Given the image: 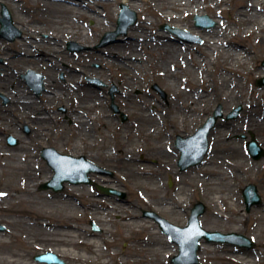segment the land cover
Segmentation results:
<instances>
[{
  "label": "rangeland",
  "instance_id": "obj_1",
  "mask_svg": "<svg viewBox=\"0 0 264 264\" xmlns=\"http://www.w3.org/2000/svg\"><path fill=\"white\" fill-rule=\"evenodd\" d=\"M208 1L206 0L202 4L203 8H199V14L210 17L216 22L215 26L217 22L229 23L231 17L233 18L230 8L243 5L241 0H225L227 3L215 10L214 6ZM100 2L104 3L105 1L100 0ZM54 4L60 3L54 0H0V17L2 9L6 8L12 18L13 26L21 33V37L16 38L13 42H7L0 33V60L2 61L0 63V94H3L5 88L9 92L7 97L24 100L32 115L42 113L43 132L45 134V138L43 140L41 138V141H23L24 139L22 140L19 136L20 145L10 148L6 144V135L12 131L6 128L4 121H0V225L5 227L4 231H0V244L12 245V248L7 249L4 253L0 252V264H21L19 262L9 263L7 253L23 256L30 264H45L34 260L36 255L45 252L56 254L66 264H74L69 252L64 251V249L71 248V246H64L58 239L56 232L51 229V225L63 224L65 221H69L78 227L79 230L75 234L80 241H90L94 245H98L100 249L98 256H92L84 243H75L73 249L81 255V261L77 264H98L100 262L138 264L139 262H152L155 260H163L167 264H172L171 258L179 252L178 245L160 230L154 220L144 216L143 212H154L169 223L182 227L187 224L190 211L193 205L198 202L203 203L206 207L205 213L200 217L203 229L221 233L235 232L254 242L251 249L226 243H210L216 248L218 256L230 255L244 258L247 261H254L256 264H264V229L258 220V216L261 215L259 209L264 204V157L254 160L248 153L247 148V143L250 141V135L252 134L258 145L264 150V123L255 122V118L251 117L253 116L252 113L251 116L249 115L251 106L252 109L262 110L261 104L263 102H260L262 100L257 97L256 93L252 92L253 90L264 91V86L260 87L256 84V80L264 77V75L259 78L255 76L256 70L264 69V58L260 55V51L253 50V53L248 56L247 63L236 69L237 75L241 76L239 86L243 84L246 90V97L238 100L237 91L239 92V89L237 87L233 91L231 90V94L226 95L225 89L217 87L215 80L218 76L213 78V75L220 73L218 64H220L222 57L221 48L201 45V41L194 42L199 47L196 51H182L184 62L188 65L183 68L182 74H178V81L182 83L184 80H190L192 76L188 73L193 71L192 67L195 59L201 63L200 66L205 65L208 58H213L207 69L200 73L194 71V74L200 78V81L206 75H209L214 83L209 82V86L206 88L204 85L200 86L199 81V97L197 99H193L185 93L176 97L173 91L178 88L177 81L172 77L160 74V69L153 62V58L157 56L156 53H153L148 45L145 46L141 41L128 40L133 38L132 32L139 29L137 25L143 18L150 21L151 31L170 32L161 27L164 24L173 27L174 24L172 25L160 19V16L154 11V8H158L156 4L142 2L141 8L144 12H138L131 9L124 0L114 3L112 8L118 9V13L114 14L113 26L102 30L98 39L92 44L71 42L68 39L62 40L61 44L57 42L52 44V41L43 39L45 36L41 35L38 37L40 42H36L37 44L34 45L33 40L26 38L34 37L33 31L50 34L54 30H60L59 27L52 24L53 20L46 17L41 18L44 24H35L36 16L33 15V12L38 13L44 6ZM121 4L126 5L136 13L137 21L127 30L126 34H120L117 41L101 46L105 34L117 29L116 21L121 11ZM96 10L100 12L97 16L91 13V16L82 20L81 25L77 24L76 21L72 24L96 30L97 28H94V26L97 20H105L101 14L105 13L104 10L100 6L96 7ZM220 10H222V16L219 14ZM194 15H189L183 22L178 23L177 27L188 31L201 40V36L199 37L195 31H208L209 29L195 27ZM233 26L230 25V27ZM22 37L26 40H21ZM175 37L177 36L175 35ZM123 40L126 41L123 42ZM234 41L239 40L235 38ZM250 42H252V39H250ZM186 43L184 45L187 46ZM69 44H75L79 50L69 51ZM114 45H122L124 49L130 46L137 48L138 56L141 58L136 60L137 66H118L111 62L106 57V50ZM149 46L151 45L149 44ZM212 47L214 52L210 50ZM47 58L50 61L45 60ZM72 67H79L83 70L84 75L71 74L70 69ZM20 69L22 72L15 76L14 73ZM29 70L42 75L43 90L45 89L48 93L47 95L42 94L38 100L29 96L32 91L26 81L21 78ZM87 72L89 74H85ZM52 74L55 75L56 84L53 87H48L45 79L51 77ZM233 77H235V74ZM13 79H16V81H13ZM233 79L237 80L236 78ZM6 81L9 83L6 84ZM67 81H73L83 89L87 88L95 91L101 101L99 107L86 114L87 119L91 120L93 118V120L85 126H78L75 122V114L76 109L82 110L84 113L83 108L87 101L76 98L75 91L66 88L65 82ZM95 82L98 83L95 84ZM99 83L101 85H98ZM155 85L160 92L165 94V98L153 87ZM183 87H185L184 91L188 88L185 84H183ZM171 88L172 90H170ZM212 90L214 92H211ZM32 102L35 104L32 105L33 108H31ZM112 102L118 108V113L112 110ZM187 102H195L197 109H194L193 113L185 115L182 131L177 128L178 130L167 140H163L176 153L175 157L161 158L160 155L153 153V142L149 138L129 136L123 140L126 147L124 149H128L134 156V160L125 162L123 157L126 152L121 150L120 143L114 136L105 133L107 119L117 120L121 125L133 126L136 118L144 113L154 115L155 118L161 121V127L168 128L170 123L167 114L171 106ZM218 105L222 106L224 117L218 120L215 128L210 132L209 145L212 134L215 132L217 135L226 133L229 125L238 120L243 122L248 120L252 128L231 134L230 145L241 149L247 161L244 166L250 167V170L244 174L226 169V174L231 173L233 176L239 177L231 187L210 183L203 174V161L205 159L215 161L216 156L213 153L211 156L208 154L210 150H214L215 146L211 148L209 146L206 156L199 165L185 171H180L177 166L180 153L174 145L176 136L187 137L193 134L213 114ZM78 106L81 108H77ZM238 107H241L238 118L227 120L226 116ZM8 110H10V107L2 106L0 102L2 119L8 118L12 124L18 126L30 124L27 119L20 117L15 111H12L13 115L6 113ZM123 115L126 118L125 120H123ZM48 140L59 141L58 144H55L57 152L72 154L75 157L84 156L111 172L112 176L92 174L91 177L96 184L124 193L125 198L121 199L115 195L105 196L97 191L94 186L83 184H65L63 191L60 193L41 190L39 187L44 183L43 180L48 177H50V180L53 172L46 162L40 159L36 144ZM107 146L112 147L110 157L107 154ZM224 158L227 165H234L241 161L235 159V156H232L231 160L226 156ZM136 170L149 171V174H137ZM31 181H37L32 187L35 198L33 200L27 199L21 207V203H16L18 193L28 188ZM170 181L172 182L171 186H169ZM248 184L256 185L261 197V204L246 212L242 191ZM149 187L158 190L159 194L155 195L144 191ZM228 191L231 192V198L230 196L227 197ZM180 195L183 197V204L180 207H174ZM215 196H221L224 208L228 206V203L234 202V207L239 211V216L234 210L225 208L223 219L213 217L214 207L219 204ZM17 208H25L31 212L44 214L45 220H38L40 216L37 214L16 211ZM104 208L106 210H102ZM111 209L114 210V213L110 211ZM103 212L107 222L103 216L100 218L98 215V213ZM133 213L140 221L150 225L152 230L134 235L131 229L124 227L121 224L123 215ZM92 224L100 230L94 231ZM130 234L132 238H126ZM152 235H156L165 242L168 241L172 250L163 249L160 251L157 249L155 251L150 247L143 248L142 243L150 240ZM206 243L204 240L200 241L197 264H210L209 261L205 262L202 254V246ZM237 250L238 252L235 253ZM113 252L117 253L114 259L111 256ZM167 254H169L168 258H166ZM220 262L222 264L234 263L232 260L226 259H222L218 264Z\"/></svg>",
  "mask_w": 264,
  "mask_h": 264
},
{
  "label": "bare ground",
  "instance_id": "obj_2",
  "mask_svg": "<svg viewBox=\"0 0 264 264\" xmlns=\"http://www.w3.org/2000/svg\"><path fill=\"white\" fill-rule=\"evenodd\" d=\"M54 1L60 4L44 6L38 13L35 11L33 12L32 10L31 12H33V15L35 14L36 16L35 24H44V21H42L41 18L46 17L53 20L54 22L52 24L59 27L60 30H54L50 34L33 31L34 37L26 38L33 40L35 42L34 45L37 44L36 42H40V39L38 37L41 35L45 36L43 39L52 41V44H54L53 42L61 44L62 40L65 39H68L71 42L75 41L78 43L92 44L98 39L99 33L102 30L113 26L114 14L118 13V9H113L112 7L114 6V3H118L119 0H103L105 1L104 3L100 2V0ZM205 1L206 0H124V2L128 3L127 5L131 9L138 12H144V10H142L141 8L142 2L147 4L152 3V5L156 4L158 8H154V11L160 16V19L162 21L171 23L172 25L174 24L173 28H179L177 27V24L183 22L191 14L200 15L199 8H203L202 4H204ZM241 2L243 3V5L239 7L236 6L235 8H230L231 12L233 13V18L231 17V21L229 23L226 24L224 22H217V25L209 29L208 31L196 30L195 33L199 35V37L201 36V40L200 38L193 36L192 39L189 42L186 41V43L185 41L175 37V35L171 32H153L150 30V21L145 18H143V20L140 21V23L137 25L139 29H135L132 32L133 38L128 40L137 42L141 41L145 44V46L148 45V48L151 49L153 53H156L157 56L153 58V62L154 65L160 69V74H162L163 76L172 77L175 81H177L178 88L173 91L176 97H179L183 93H185L193 99H197L199 97L198 88L200 86L204 85V87L208 88L209 82L214 83V81L210 79L209 75H206V77L200 81V78L196 77L194 74V71L196 73H200L203 72L204 69H207L208 65L212 63L213 58H208V61L205 63V65L200 66L199 64L201 63L197 61V59H195L192 67L193 71L188 73L192 77L190 78V80H184L181 83V81H178V74H182L183 68L188 65L184 62L185 60L182 51H196L199 47L198 45H196L197 43H194L195 41H201V45L220 47V50L222 52L221 62L220 64H218V66L220 67V73L218 75H213V78L214 76L216 78L218 76V78L215 80V82L217 83V87L220 89H225L226 95L231 94L233 89H236L237 87L239 89V92L237 91L238 100L244 99L246 97V90L243 84L239 86V79H241V76L237 75L236 69L239 66H244L247 63L248 56L253 53V50L255 49L259 50L260 55L262 56V58H264V0H241ZM208 3L213 5V8L217 10L218 7L223 6L227 2L225 0H209ZM98 6H100L104 10L105 13L101 14L104 16L105 20H97V23L94 26V28H97L96 30H90L84 26L80 27L79 25L72 24V22L75 23L76 21L77 24L81 25L82 20L87 19L89 16H91V13H93L92 15L97 16V14L100 13L98 10H96V7ZM219 14L220 16H222V10L219 11ZM230 25H234V28L230 27ZM26 38L22 37L21 40H26ZM235 38H237L239 41H234ZM250 39H252V42L249 43ZM125 41L126 40H123V42ZM185 43L188 45H184ZM149 44L151 46H149ZM213 47L210 50L214 52ZM134 48V46H130L124 49L122 45H114L106 50V57L118 66L122 65L126 67H134L137 66L136 60L141 59L139 58L137 53L138 49ZM28 57L30 56L28 55ZM45 60L50 61L48 58ZM159 62L162 63L159 64ZM21 72L22 70L20 69L19 71L14 73V75L17 76V74ZM70 72L71 74L73 73L77 75H84L83 70L79 67H72L70 69ZM255 73L256 78H259L260 76L264 75V69H258ZM85 74H89V72ZM234 74L235 77H233ZM233 78H236L237 80H234ZM45 80H47L48 87H53L56 84V78L54 74H52L51 77ZM13 81H16V79H13ZM199 81L201 83L200 86L198 84ZM8 83L9 82L6 81V84ZM183 84L187 85L188 87L186 91H184L185 87H183ZM65 86L70 91H75L77 95L76 98H82L83 100L87 101L85 107L83 108L84 113L82 110L76 109L77 112L75 114V122H77L78 126H85L89 121L93 120V118L91 120L87 119L86 114L101 105L98 94L90 89H83L73 81L65 82ZM170 90H172V88ZM211 92H214V90H212ZM252 92L256 93L257 97L262 100L260 102L263 103L261 104V111L252 109L253 107L251 106V112L249 113V115L252 113L253 116H250L255 118V122L259 121L264 123V91L253 90ZM3 94L9 95L8 90L4 88ZM47 94V92L43 93V95ZM32 104L35 105L33 102ZM77 108L81 107L78 106ZM194 109H197L195 107V102L172 105L170 111L167 114L170 123L168 128L161 127V121L158 118H155L154 115L149 113H144L138 116L134 121L133 126L121 125L117 120L107 119L105 123V133L106 135L114 136L120 143V145L122 146L121 150L123 152H126L123 157V161L125 162H132L134 160V156H132L128 149H124L126 147L124 146L123 140L129 136H144L146 138H149L153 142V153L156 155H160L161 158H168L170 156L175 157L176 153H174L170 149V147L165 144V142H163V140H167L176 130H178L177 128L182 131V125L185 121V115L187 113H193ZM248 129H252L251 124L248 120L246 122L238 120L234 124L229 125L228 131L226 133L217 135V133L215 132L214 134H212V140L209 146L210 148L212 146H215V148L213 151L210 150L208 154L209 156H211L213 153L216 156L215 161L212 159H205L203 161L204 167L202 169L203 174H205L210 183H215L216 185L223 184L224 186L231 187L233 182L238 180L239 177L233 176L231 173L226 174V169H231L235 172H238L239 174H244L250 170L249 166H244V163L247 162L244 158V153L241 151V149L232 147L229 141L231 134L240 133ZM111 152L112 147L107 146V154L109 157L111 156ZM224 156L228 157L229 160L232 159V156H235V159H240L241 161H238L234 165H227ZM135 172L141 175L149 174V171L144 170H136ZM49 178L50 177L46 178L43 181L46 182L49 180ZM37 181H31L28 188L21 190L18 193L19 196L16 203H21V207L23 202H25L27 199L33 200L35 198L32 187L37 183ZM144 191L150 194H159L158 190L153 188L151 189L150 187L144 189ZM228 196H230V198L232 197L230 191L227 192V197ZM215 198H217L219 204L214 207V210L212 212L213 217L223 219L225 217L223 213V210H225V208L234 210L237 216H239V211L235 209L234 202L228 203V206L224 208V204L221 201V196H215ZM182 204L183 197L182 195H180V197L176 200L174 207H180L182 206ZM18 210L20 212L22 211L28 212L30 214H37L40 216L38 220H45L44 214L31 212L29 209L25 208H17L16 211ZM102 210L106 209L104 208ZM259 210L261 212V215L258 216V220L261 222L262 228L264 229V204L260 207ZM110 211L114 213L113 209H111ZM98 215L100 216V218L101 216H103L105 218V221L107 222L104 212L98 213ZM121 224L124 227L131 229L134 235L152 230V227L147 223L140 221L135 213L131 215L124 214ZM36 225L38 226V224ZM51 229L56 232L58 239L64 246H71V248L64 249V251L69 252L70 256H72L73 258L74 264H77L81 261V255L73 249V245L75 243H84L85 247L88 248L92 256L99 255V246L94 245L90 241H80L78 236L75 234L79 230L78 227L73 225L69 221H65L63 224L59 225H51ZM126 238H132V235L130 234ZM142 247H150L155 251L157 249H159L160 251L163 249L168 251L172 250V247L169 245L168 241L165 242L156 235H152V238L150 240L143 242ZM10 248H12V245L4 243L0 244L1 253H4V251ZM155 251H153V253H155ZM236 252H238V250L235 251V253ZM7 254L9 263L19 262L21 264H30V262L28 263L23 256H18V254L16 255L15 253ZM202 254L204 255L205 262L209 261L210 264H218L222 259L232 260L234 262L233 264H256L254 263V261L251 262L247 261L244 258L233 257L230 255L220 257L216 254V248L210 243H206L202 246ZM111 256L114 259L116 258L117 253L113 252ZM168 257L169 254L166 255V258ZM12 258L16 259L12 260ZM98 264H109V262H100ZM123 264L128 263L124 262ZM138 264H167V262L163 260H155L152 262H139ZM220 264L222 263L220 262Z\"/></svg>",
  "mask_w": 264,
  "mask_h": 264
},
{
  "label": "water",
  "instance_id": "obj_3",
  "mask_svg": "<svg viewBox=\"0 0 264 264\" xmlns=\"http://www.w3.org/2000/svg\"><path fill=\"white\" fill-rule=\"evenodd\" d=\"M122 12L118 21V29L115 32L105 34L101 41V46L107 45L116 41V37L120 34H125L128 28L135 24L137 16L133 11H130L127 6L122 5ZM2 18H0L1 31L4 36L9 39H14L12 31H16L12 24V19L9 12L4 8L2 11ZM195 26L199 28H210L215 25L214 21L208 16H195ZM176 33L179 37L188 35L179 29H172L166 27ZM20 34L17 33V36ZM259 86L264 85V78L258 80ZM156 88V86H154ZM112 96V94H111ZM112 109L118 112L117 107L112 104ZM222 107L219 105L214 111L213 116L208 118L205 124L200 127L196 133L186 139L177 137L176 146L181 152L178 160V166L181 171L189 167L199 164L208 149V134L215 126L218 118H222ZM241 108L234 109L227 117V119H236ZM125 119V118H124ZM249 151L253 159L258 160L264 156L263 150L258 146L254 137L248 143ZM46 161L54 171V176L51 181L46 182L40 186L41 189H51L53 192H60L64 183L70 184H91L88 174L92 172L108 173L91 162L87 161L84 157L74 158L67 155H51L46 158ZM96 187L106 195H119L124 197L123 193L116 191L112 188H105L96 185ZM244 203L246 211L249 212L252 206L260 204L261 199L257 193V188L254 185H248L243 190ZM205 212V207L202 203H197L191 210V216L186 227H177L166 220L160 218L152 212H144V215L154 219L160 226L161 230L169 235L179 246V254L172 259L173 264H196L197 263V250L199 241L204 238L207 242H222L239 245L244 248L250 249L253 243L242 235L235 233L221 234L219 232H208L201 228L199 217ZM4 226L0 225V231H4ZM35 260L46 264H65L64 261L59 259L55 254L50 252L35 256Z\"/></svg>",
  "mask_w": 264,
  "mask_h": 264
},
{
  "label": "flooded vegetation",
  "instance_id": "obj_4",
  "mask_svg": "<svg viewBox=\"0 0 264 264\" xmlns=\"http://www.w3.org/2000/svg\"><path fill=\"white\" fill-rule=\"evenodd\" d=\"M0 63H2L1 60H0ZM21 78H23V77H21ZM31 91L32 92L29 93V96H32V98H34L35 100H38L39 97L44 92H46L45 89L42 91V93H41V91H40V93H36L33 90H31ZM0 102H1L2 106L10 107V110H8L6 113L12 114V111H15L16 113H18V115L20 117H24L30 123V124H25L23 126H18V125L12 124L8 118L2 119L1 114H0V121L1 122L4 121L6 128L8 130L12 131L11 133L6 135V139H8L9 136L14 137L18 141L17 146H19L20 145V142L18 140L19 136L22 140L24 139L23 141H30V140L41 141V138H42V140H43V138H45V136H44L45 134L43 132L44 128H43V124H42L43 118L41 117V116H43L42 113H37V114L32 115L31 112L29 111L27 103H25L24 100H19L16 98H10V97H7V95H5V94H0ZM26 102H29V101H26ZM32 105L33 104L31 103V108H33ZM58 142L59 141L48 140V141H42L41 144L37 143L36 148H38V154H39L40 159L42 160V158H41L42 150H44V149H48V150L49 149H56L57 147H55V144H58Z\"/></svg>",
  "mask_w": 264,
  "mask_h": 264
}]
</instances>
